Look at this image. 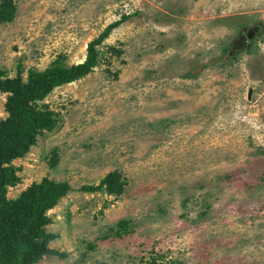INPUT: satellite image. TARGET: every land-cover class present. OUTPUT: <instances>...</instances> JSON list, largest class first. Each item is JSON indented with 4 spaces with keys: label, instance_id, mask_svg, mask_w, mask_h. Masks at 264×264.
<instances>
[{
    "label": "rangeland",
    "instance_id": "obj_1",
    "mask_svg": "<svg viewBox=\"0 0 264 264\" xmlns=\"http://www.w3.org/2000/svg\"><path fill=\"white\" fill-rule=\"evenodd\" d=\"M11 2L0 69L20 64L23 81L59 55L81 63L129 15L90 74L39 103L59 122L10 163L9 200L43 179L70 187L45 214L65 256L35 264H264V0ZM113 171L121 195L80 190Z\"/></svg>",
    "mask_w": 264,
    "mask_h": 264
},
{
    "label": "trees",
    "instance_id": "obj_2",
    "mask_svg": "<svg viewBox=\"0 0 264 264\" xmlns=\"http://www.w3.org/2000/svg\"><path fill=\"white\" fill-rule=\"evenodd\" d=\"M15 6L11 0L0 2V24L13 20ZM129 15H122L118 21L107 25L102 33L92 40L86 49L85 59L78 64L67 65L62 55L57 56L44 70H27L26 81L22 80L23 69L17 65L16 76L6 77L0 69V92L8 94L5 110L8 114L0 121V264H35L45 255H59L48 248L55 235L46 233L45 226L50 218L45 214L69 191L67 183H56L43 179L32 184L15 199H7V188L13 187L17 177L10 163L21 158L42 132H51L59 122L58 114L47 104H39L56 88L72 84L90 74L99 64L97 50L112 30L125 22ZM120 53V51H118ZM56 165L53 154L49 166ZM125 181L119 171L106 174L97 185L81 187L84 193L105 192L119 196L123 193ZM110 231L125 233L129 222L119 221ZM64 257V254H60ZM147 264L161 263L158 257H151ZM176 264V263H173Z\"/></svg>",
    "mask_w": 264,
    "mask_h": 264
}]
</instances>
